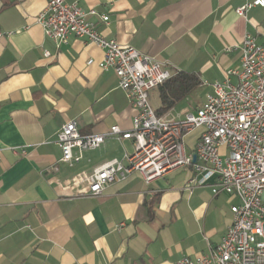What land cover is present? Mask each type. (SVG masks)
<instances>
[{"label": "crops", "instance_id": "1", "mask_svg": "<svg viewBox=\"0 0 264 264\" xmlns=\"http://www.w3.org/2000/svg\"><path fill=\"white\" fill-rule=\"evenodd\" d=\"M65 1L108 15L98 23L107 39L150 55L173 75L192 73L201 104L212 84L239 66L246 33L264 42V7H251L245 18L235 13L252 0ZM45 6L46 0H0V264H178L208 253L238 201L213 194L212 179L193 185L198 176L191 166L149 182L133 172L100 195H79L81 180L122 159L132 142L109 139L70 165L59 161L56 133L69 121L81 134L112 125L129 130L135 110L116 75L99 67L101 48L73 35L59 44L45 36L35 22ZM160 90L150 92L155 109L162 107ZM201 104L174 109L168 121ZM200 133L184 136L185 154Z\"/></svg>", "mask_w": 264, "mask_h": 264}, {"label": "built area", "instance_id": "2", "mask_svg": "<svg viewBox=\"0 0 264 264\" xmlns=\"http://www.w3.org/2000/svg\"><path fill=\"white\" fill-rule=\"evenodd\" d=\"M254 6L264 7V0L249 1L235 13L245 18ZM107 21L108 15L65 0H46L35 17L45 36L57 44L73 35L101 48L99 67L116 75L118 87L135 110L129 130L112 125L103 133L81 134L76 122L69 121L56 133L59 161L70 165L82 152L109 139L132 142L133 150L122 159H111L87 174L79 195H100L133 172L149 182L178 167L191 166L198 176L190 180L193 185L212 179L213 194L224 192L238 202L230 207L232 218L219 243L206 254L182 257L178 264H264V42L246 33L239 66L227 70L223 82L212 84L201 106L168 121L156 114L150 92L173 74L150 55L107 39L98 27ZM43 54L50 56L47 50ZM196 129L201 133L194 150L185 154L183 138ZM74 149L79 152L76 157Z\"/></svg>", "mask_w": 264, "mask_h": 264}, {"label": "trees", "instance_id": "3", "mask_svg": "<svg viewBox=\"0 0 264 264\" xmlns=\"http://www.w3.org/2000/svg\"><path fill=\"white\" fill-rule=\"evenodd\" d=\"M197 83L198 80L192 73L177 72L174 74L168 81L158 87L161 88L160 97L162 107L160 109H155L156 114L161 116V110L169 109L174 102L182 98ZM148 212L150 213V211ZM151 215L150 213V216Z\"/></svg>", "mask_w": 264, "mask_h": 264}, {"label": "rangeland", "instance_id": "4", "mask_svg": "<svg viewBox=\"0 0 264 264\" xmlns=\"http://www.w3.org/2000/svg\"><path fill=\"white\" fill-rule=\"evenodd\" d=\"M203 91H202V88L201 86L199 85H194L192 87V89L190 90L189 94H187L186 97H184L183 99H181L177 105L175 106V110L176 109H180V108H183V107H186V108H193L197 105H200L202 100H203ZM170 110L168 114H165L163 117L167 120H170L174 115L175 113H173L172 111L174 110ZM222 151V150H221Z\"/></svg>", "mask_w": 264, "mask_h": 264}, {"label": "water", "instance_id": "5", "mask_svg": "<svg viewBox=\"0 0 264 264\" xmlns=\"http://www.w3.org/2000/svg\"><path fill=\"white\" fill-rule=\"evenodd\" d=\"M195 160H196V156H195V155H193V162H195Z\"/></svg>", "mask_w": 264, "mask_h": 264}]
</instances>
